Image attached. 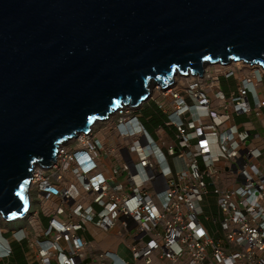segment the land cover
I'll use <instances>...</instances> for the list:
<instances>
[{"label":"built area","instance_id":"2783aa9c","mask_svg":"<svg viewBox=\"0 0 264 264\" xmlns=\"http://www.w3.org/2000/svg\"><path fill=\"white\" fill-rule=\"evenodd\" d=\"M202 76L186 78L182 88L155 84L162 99L170 98L157 132L166 128L159 137L171 132L173 139H156L140 121L139 105L125 104L60 145L55 161L33 168L26 213L34 204L46 219L29 243L39 264H264V170L257 161L262 152L246 146V134L223 126V115L210 108L211 89L218 86H206ZM251 86L245 80L231 97L234 112L264 106L256 96L253 107L249 103ZM214 96L225 101L221 91ZM202 111L208 123L201 121ZM114 133L119 141L105 150L103 140ZM103 154L115 161L109 173L101 169ZM167 156L188 160L185 168L174 172ZM221 159L233 182L226 188L205 179ZM210 193L217 207L207 218L212 231L201 220ZM90 223L104 232L118 227L129 238L124 243L133 262L111 252L87 256L80 233ZM10 254L0 243V260Z\"/></svg>","mask_w":264,"mask_h":264},{"label":"water","instance_id":"95a60500","mask_svg":"<svg viewBox=\"0 0 264 264\" xmlns=\"http://www.w3.org/2000/svg\"><path fill=\"white\" fill-rule=\"evenodd\" d=\"M231 60L264 70V0H0V216L26 214L61 143Z\"/></svg>","mask_w":264,"mask_h":264},{"label":"crops","instance_id":"0c3cea01","mask_svg":"<svg viewBox=\"0 0 264 264\" xmlns=\"http://www.w3.org/2000/svg\"><path fill=\"white\" fill-rule=\"evenodd\" d=\"M217 85V89H214V91L211 89L210 92V95L212 96L211 101H213V99L215 101L211 102L210 108L217 114L223 115V126H232L239 133L246 134L248 136L249 141L246 142V146L255 148L262 152L261 157L258 158L257 161L260 168L264 170V107L260 108L259 110L252 109L250 113L245 114L234 112L231 108V105L226 104L225 107L222 106L223 104L219 105L218 103H216L215 99H217V97H215L214 94L216 90L221 91L223 95H225V93L223 90H221L219 82ZM237 90L238 89L231 91L228 96H226L228 102H230L231 97L237 95ZM251 90L252 94L248 95V100L253 107V102L256 100V97L264 100V82L256 86L252 85ZM250 96L251 98L253 97L252 101H250ZM152 101L164 104L162 107L158 105L157 108L158 112L161 113V115L164 114L166 119L168 115L167 113L170 110V98H153L145 100L143 103H141L137 112L140 117V121L148 130V124L151 118L145 114V111L150 112L153 110L152 108L156 110L155 106L152 104ZM188 102L191 103V100L188 99ZM193 110L195 109L193 108ZM200 117L201 121L204 123H208L210 121L209 117L204 114V111L200 112ZM166 119L164 120V122L166 121ZM98 137L100 139L103 137L101 132H98ZM164 137L157 136L155 138L160 139ZM169 138L170 140L173 139V137ZM164 139H166L167 141L169 140L168 137H165ZM118 141L119 138L117 137L116 133L112 134V139L110 138V140H103L105 150H109L111 147H114L115 143ZM187 161L188 160L175 159V157L167 156V165L174 172L179 169L185 168ZM198 162L199 165L203 168V162L201 160H199ZM100 164L101 169L105 173H109L110 169L115 165V161H113V157L109 156L108 154H103L100 160ZM227 165L228 162L223 159H221L219 162L214 163L210 175H206L205 177L206 181L209 184L216 183L222 188L233 185V182H231L230 179V173L227 171ZM33 206H35V209H33ZM37 211V205L32 204L29 213H26L24 216L12 220H5L4 218L2 219V222H0V243L9 249L11 254L7 258L1 259L0 264H39V261L36 257V250L29 246V243L37 238L41 229L40 225H44L46 222V219H43V217H40V215L37 216ZM24 221H26V223ZM9 222H11V224H9ZM114 229L116 228H113L108 232H104L98 229L95 224L90 223L86 226V230L84 232H79L87 242L86 255L94 256L103 252L117 253V250L120 247V243L122 245L124 244V242H127L129 240V238L123 234H120V240L117 242V244H115V248L106 246H104V248L102 245L98 244L102 236H106V238L113 236L112 233L114 232ZM117 229L118 231L120 230L119 228ZM155 264H159V262Z\"/></svg>","mask_w":264,"mask_h":264},{"label":"rangeland","instance_id":"374dc122","mask_svg":"<svg viewBox=\"0 0 264 264\" xmlns=\"http://www.w3.org/2000/svg\"><path fill=\"white\" fill-rule=\"evenodd\" d=\"M219 65L220 64H218V63H214V64L205 65L203 67V69L205 70V73H203L204 84L206 86H210L211 82H215L216 84H218V82H219L221 90H223L225 93V99H224L225 101H219L218 99H215L216 103H218L219 105L224 104V102H227L228 105H231V103L227 101L226 96H228V94L231 91L239 89L240 87H242L243 82L245 80H247V79L251 80V83L253 86H256V85L264 82V72L262 69H259V67L257 68V66L247 67V64L235 66L232 63L226 64V65H221V66H219ZM229 72H231L233 75L231 77H226V75L229 74ZM174 77L177 81H182V83L187 81V79L190 80L189 78L186 79L184 76H181L179 73H175V75L173 76L172 79H174ZM155 84L150 85V93L152 96L149 97L148 99H153V98H156V99L159 98L160 99L161 98L158 94L159 93L158 89L155 88ZM176 84H173L174 87H176L175 86ZM181 85H183V84H181ZM180 86H179V88H182ZM214 89H217V87L215 86ZM237 93H238V90H237ZM250 101H252L251 96H250ZM211 102H215L214 99ZM152 104L155 106L156 110H154V108H152L153 109L152 111H150V112L145 111V114L151 118L149 121V124H148L149 131L155 137H157L159 135H162L163 133H166V131H167L166 128H163L162 132H160V133L157 132V129L159 128V126L163 125L166 117L164 114L161 115V113L158 112L157 107L159 105V102L152 101ZM167 137H168V139H170L169 137H173V134L170 132V133H168ZM27 191H28V189H27ZM202 208H203V214L201 215L202 223L204 224V226L207 229L212 231L214 229V226L212 225L211 220H208L207 218H211V216H215L217 213V207L215 204V197L213 196V194L210 193L204 198V200L202 202ZM33 209H35V206H33ZM40 217H43V214H40ZM2 219H3L2 216H0V222H2ZM24 222L26 223V221H24ZM9 224H11V222H9ZM16 226H18V225H16ZM117 228L114 229V232L112 233L113 236H110L109 238H106V236H104V237L102 236L101 240H99L98 244L102 245L103 247L106 246V247H114L115 248V244H117V242L120 240L119 236L122 235L121 230L118 231ZM117 254L120 257L124 258L126 261L133 262V259L131 258L130 254H129V249L127 248L125 243L122 245L120 243V247L117 250Z\"/></svg>","mask_w":264,"mask_h":264},{"label":"bare ground","instance_id":"6f19581e","mask_svg":"<svg viewBox=\"0 0 264 264\" xmlns=\"http://www.w3.org/2000/svg\"><path fill=\"white\" fill-rule=\"evenodd\" d=\"M218 64H220L219 66H221V65H226V64H230V63H232V64H234L235 66H240V65H245V64H247V67H251V66H257V68L259 67V69H262L263 70V68L261 67V66H259V65H250V64H248V63H244L242 60H239V61H234V60H231L230 62H228V63H226V64H222V63H220V62H217ZM210 64V63H209ZM208 65V64H207ZM204 67V66H203ZM203 67H202V73H201V75H199V73H197L196 75L195 74H192L191 72H189L188 73V75H186L187 77H185V78H189V77H191V76H202V74H203V72L205 73V70L203 69ZM263 72H264V70H263ZM176 73H178V72H176ZM175 75V74H174ZM173 75V76H174ZM165 83H167L165 86H169L170 84H176L175 86L176 87H179L181 84H183L182 83V81H177L176 79H175V77H174V79H172L171 78V81L170 82H167V81H165ZM156 84H158V83H156ZM161 86V85H160ZM165 86H163V87H165ZM182 86V85H181ZM180 86V87H181ZM157 88V87H156ZM149 90H150V88H149ZM149 98V97H148ZM133 106H135V105H133ZM224 119V118H223ZM96 123V122H95ZM94 123V124H95ZM93 124V125H94ZM68 141V140H67ZM67 141H65V142H63V143H61V145L62 144H64V143H66Z\"/></svg>","mask_w":264,"mask_h":264},{"label":"clouds","instance_id":"9594fccd","mask_svg":"<svg viewBox=\"0 0 264 264\" xmlns=\"http://www.w3.org/2000/svg\"><path fill=\"white\" fill-rule=\"evenodd\" d=\"M181 75V74H180ZM182 76H184V75H182ZM150 96V95H149Z\"/></svg>","mask_w":264,"mask_h":264}]
</instances>
